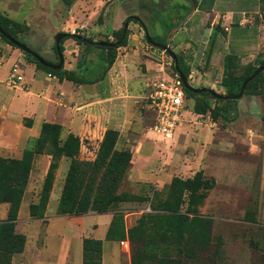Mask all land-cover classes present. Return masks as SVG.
I'll list each match as a JSON object with an SVG mask.
<instances>
[{
    "label": "rangeland",
    "instance_id": "1",
    "mask_svg": "<svg viewBox=\"0 0 264 264\" xmlns=\"http://www.w3.org/2000/svg\"><path fill=\"white\" fill-rule=\"evenodd\" d=\"M210 1L198 0V9L205 10ZM255 1L246 0L245 6L233 5L258 7L254 9L257 12L244 14L243 26L237 24V19L224 26L221 23L224 18L214 24L200 23L198 13L193 15L195 7L183 0H76L70 6L60 0H4L16 17L12 19L28 25L19 34L21 41L54 64L58 63L53 48L57 32L118 42L119 35L113 30H119L132 16L121 40L123 44L116 48V58H123L125 76L138 86L133 102L117 110L118 117L132 115L129 122L115 127L116 148L129 150L131 162L121 177L116 190L119 196L111 210L66 215L61 220L54 219L52 211L47 212L51 220H32L17 229L14 226L15 231L24 233L23 248L11 252L10 246L2 245L0 264H82V241L86 237L101 240V264H132L128 231L138 221L149 220L145 225L146 251L159 250L166 255L172 247L183 245L179 232L193 229L196 222L190 219L194 215L208 220L206 227L210 226L219 264H264L252 245L263 239L255 230V223H264V73L230 106L207 95L191 97L188 107L180 112L173 136L165 139L153 127L151 94L155 80L175 72L169 54L149 43L145 36L147 32L156 42L169 45L189 68L187 80L191 85L225 94L226 89L220 85L225 50L237 57L234 74H243L264 59V27H260L258 36L255 26L264 24V0L254 4ZM133 17L140 19L143 26ZM238 17H242L240 13ZM258 39L262 42L259 46ZM6 45L9 44L0 38V60L6 56L3 51ZM63 46V69H74L84 75L97 69L101 53L97 45L85 46L74 36H67ZM16 51L22 53L18 48ZM6 60L0 66V104L16 91L6 84L8 64L14 59L7 56ZM159 64H163V70ZM22 70L24 79L30 78V70ZM94 83L89 85H96L93 92L101 96L106 86L99 81ZM196 102L204 109L203 113L194 109ZM224 106L228 108V118L214 110ZM32 109L45 113L36 104ZM49 113H45L48 119ZM3 114L0 112V120ZM30 122V117L22 119L26 126ZM63 139L61 133L48 130L41 134L35 147L38 153L54 154L52 186L61 177L60 165L64 167L67 161L69 166L71 161L66 157L62 162L58 149ZM93 139L84 138L74 157L93 160L100 142L98 133ZM34 155L31 152L23 155L22 164L28 169ZM62 171L64 180L67 169ZM32 179L33 184L29 187L26 184L23 190L25 203L32 202L33 195H45L41 192L42 185L36 187L37 182L34 184L35 178ZM188 180H195L194 184L185 183ZM197 183L199 186L195 187ZM101 214L111 217L110 221L102 220L98 216ZM180 215L187 216L188 221L184 223Z\"/></svg>",
    "mask_w": 264,
    "mask_h": 264
},
{
    "label": "trees",
    "instance_id": "2",
    "mask_svg": "<svg viewBox=\"0 0 264 264\" xmlns=\"http://www.w3.org/2000/svg\"><path fill=\"white\" fill-rule=\"evenodd\" d=\"M65 6L72 5L76 0H60ZM190 2L192 6H195L198 0H186ZM261 1V0H260ZM101 16V15H100ZM135 22L143 26L140 19L133 17ZM132 20V16L128 17V21ZM0 27L3 33H0V38L12 47L18 48L25 56V59L32 62L36 67L45 70L51 75L56 76L59 80L67 79L75 84H88L99 81L103 78L107 70L113 64L116 58V48L123 44V41L119 40L114 46H98L101 49V53L98 55L99 63L97 69L89 75L78 73L74 69H63L62 66L59 69H53L42 65L32 55V53L22 51L18 45L11 42L10 38L23 43L19 38V34L28 29V25L16 21L6 14H3L0 10ZM123 26L114 31V34L119 35V39L122 36ZM68 36H74L77 42H82L80 35L71 34ZM63 38L60 42V51L63 52ZM89 39V38H88ZM155 41V38L152 37ZM85 46H91V44L85 43ZM25 44V43H23ZM93 45V44H92ZM56 54V49L54 45ZM34 51V50H33ZM36 52V51H35ZM57 56V55H56ZM177 66L175 67L172 61V68L175 73H182L188 78L189 68L183 63V61L177 57ZM49 61V60H48ZM59 61V59H58ZM51 62V61H49ZM264 64V59L261 60L258 66ZM237 66V57L232 54H225L223 57V73L220 81V85L226 89L227 95H233L238 93L241 85L246 77L258 67H254L245 71L243 74H234L233 70ZM264 70L258 73L252 78L244 87L247 89L250 85L256 82L263 75ZM243 90V91H244ZM185 95L191 100V97H195L198 94L207 95L217 102L225 101L227 106L233 104V99H218L212 97L208 92L193 93L184 87ZM194 109L198 113H203L204 109L194 103ZM207 106L209 104L207 103ZM213 109V108H212ZM216 113L225 118H228L227 107H217ZM52 130L55 134L61 133V126L57 123L43 122L41 125V131L38 138L35 141L33 149L24 150L21 158H9L0 156V203L7 202L9 204L8 215L5 220L0 221V249L2 245L10 246L11 252H19L24 245V235L17 233L14 230L15 220L17 212L21 203L23 190L27 184L29 169L22 164L26 153L35 151V147L42 133ZM118 132L113 128H107L103 133L102 139L99 142L98 149L95 153L93 160H81L74 157L79 151L82 143L79 136L69 133L59 146L60 156L70 157L71 161L68 166L64 184L62 187L61 195L56 208V215H83L87 212L106 213L110 209V206L116 203L119 194L116 193L119 182L123 174L127 171L131 162V153L129 150L117 149ZM34 150V151H33ZM51 155V162L47 174L45 176L41 192H45L43 197L35 204L29 205V213L33 218H40L44 216L46 203L49 198V192L52 188L53 176H51V170L54 166L53 153ZM195 181V180H194ZM193 180L185 181V183H193ZM199 183L195 187H198ZM18 195V197H17ZM39 210L36 214L35 211ZM182 221H188L187 216H179ZM196 223L190 232L180 231L179 237L183 240V245L180 248L172 247L166 252V255H162L158 251H146L147 245L145 241V225L149 220H140L138 224L128 231V239L131 244L132 250V264H219V256L217 254V246L212 243V237L210 232V226L208 220L204 217L194 215L192 220ZM204 224L202 227L199 224ZM255 230L262 236V241L252 244L259 253L260 262L264 263V223H255ZM198 227H201V229ZM110 231V226L107 229L106 235ZM214 244V247L212 246ZM257 246V247H256ZM83 261L82 264H101V251L102 242L100 239L84 238L82 241Z\"/></svg>",
    "mask_w": 264,
    "mask_h": 264
},
{
    "label": "crops",
    "instance_id": "3",
    "mask_svg": "<svg viewBox=\"0 0 264 264\" xmlns=\"http://www.w3.org/2000/svg\"><path fill=\"white\" fill-rule=\"evenodd\" d=\"M183 1L186 3L188 2L186 0ZM235 1L211 0L205 10L198 9L196 4L193 6L195 7L193 15L198 13L200 23L204 24H214L220 22L221 18H224L225 20L221 22L222 25H227V22L232 23L237 19V24L243 26L242 22L245 21L244 14L257 9L258 7H253L254 5L252 7H244L247 3L246 0ZM256 3H259V0L254 2V4ZM237 4L244 6H233ZM0 9L9 17L16 18L12 14V9L4 5V0H0ZM237 13H240L242 17L236 18ZM247 21L249 22V19ZM255 26H257V35L259 36V29L260 27H264V24ZM228 29L230 31V28ZM259 40L260 39H258L257 46H259V42H261V40ZM229 43L230 38L227 40V44ZM3 51L6 56H3V59L0 60V66L3 61L6 60L7 56L12 57L14 60L9 62L7 73L12 65L17 64L21 70H30V78L24 79V72L22 70L23 84L17 87L11 86L10 88L16 91H13L10 97L8 95V97L5 98V101L2 102L1 100L2 104H0V112L4 113L0 120L1 156L20 158L24 150L32 149L40 134L43 122L59 124L61 126L62 138H65L69 133H72L79 136L83 142L84 138L94 140V134L96 135V133H98V137L101 140L103 133L107 128L115 129L118 125L130 121V116L132 115L125 116L124 118L117 116V110L121 108L123 104L127 105L133 102V96H136L134 93L136 91L135 88L138 86L135 87L133 80L128 79V77H126L127 75L125 76V73L123 72V58H115L106 74L101 80H99L101 84L104 83L106 86V90L100 96L93 92V88L96 86L94 85L95 83L93 85H89V83L75 84L67 79L59 80L56 76H49L48 72L36 67L34 63L27 61L24 54L16 51L15 47L12 48L10 45H6L3 46ZM228 52L229 51L225 50L224 55ZM7 61L8 60H6V63ZM7 76L8 75H6V78ZM6 84L9 85L8 83ZM34 104L40 107L45 113L50 112V118H46L45 113H39L38 111H34V109L30 111L31 106ZM24 117L31 118V122L28 126L22 124V119ZM34 154V159L28 176V187L33 184L32 177L35 178L34 184L36 182L38 183H36V187L43 185L42 183L44 182L51 162V155L48 153L34 152ZM62 157L63 162L65 161L66 156ZM66 162L64 163V167L63 164L60 165L59 171L61 170L60 176L62 178L64 176L62 170L64 169L65 171V169H68ZM61 177L60 179L57 177L53 183L52 189L49 192L47 211L44 213L43 217L33 218L29 213V205L37 203L40 196L38 194L33 195L35 199L30 203H25L23 196L18 209L15 229H17V227L19 228V225L22 226L32 220H51L48 215L49 213L47 212L51 213L52 211H55L53 217L57 220L66 218V215H56V208L65 180ZM7 213L8 203H0V221L6 219ZM98 216L106 222H109L111 218L107 214H101ZM16 232L24 234L22 230L21 232L16 230Z\"/></svg>",
    "mask_w": 264,
    "mask_h": 264
},
{
    "label": "built area",
    "instance_id": "4",
    "mask_svg": "<svg viewBox=\"0 0 264 264\" xmlns=\"http://www.w3.org/2000/svg\"><path fill=\"white\" fill-rule=\"evenodd\" d=\"M163 70V64H159ZM51 75L50 73L48 74ZM7 83L12 87L23 84V74L17 64L8 72ZM154 111V130L163 138L170 139L180 120V112L188 107V99L178 73L167 74L153 82L151 94Z\"/></svg>",
    "mask_w": 264,
    "mask_h": 264
},
{
    "label": "water",
    "instance_id": "5",
    "mask_svg": "<svg viewBox=\"0 0 264 264\" xmlns=\"http://www.w3.org/2000/svg\"><path fill=\"white\" fill-rule=\"evenodd\" d=\"M127 26H128V18L124 21L123 23V31H122V36L120 38V40H122L125 32H126V29H127ZM210 28H206V31H209ZM0 33H3V30L2 28L0 27ZM73 33H70V32H57L54 36V40H55V49H56V55L59 59L58 63L54 64V63H51L49 62L47 59H45L43 56H41L39 53L33 51V49L31 47H29L28 45L26 44H23V43H20L18 41H16L15 39L13 38H10V41L15 43L16 45H18V47L24 51V52H29V53H32V55L37 59V61L39 63H41L42 65L44 66H47V67H51L53 69H59L61 68L62 66V63H63V54L62 52L60 51V42L63 38L67 37L68 35H71ZM145 36H146V39L149 43L159 47L160 49H162L163 51H166L170 58L172 59L173 61V64L174 66L176 67L177 66V56L176 54L171 50V48L169 47L168 44L166 43H160V42H156L154 41L150 35L146 32L145 33ZM78 39H80L82 42H85V43H88V44H93V45H98V46H114L117 44V42H107V41H101V40H93V39H88V38H85V37H82V36H79L77 37ZM204 38H207L206 35ZM202 49V48H201ZM200 49V50H201ZM264 70V64L258 66L252 73L251 75H249L248 77H246L241 85V88L240 90L238 91V93L236 94H233V95H227V94H222V93H219L215 90H213L212 88L210 87H195L193 85H191L189 83V81L187 80V78L182 74V73H179V76H180V79L182 81V84L183 86L188 89L189 91L193 92V93H201V92H208L212 97L214 98H218V99H237L239 97L242 96L243 94V90H244V87L245 85L252 79L254 78L258 73H260L261 71Z\"/></svg>",
    "mask_w": 264,
    "mask_h": 264
}]
</instances>
